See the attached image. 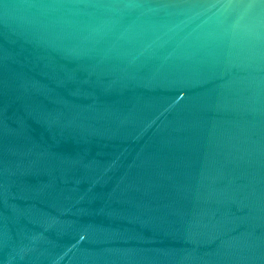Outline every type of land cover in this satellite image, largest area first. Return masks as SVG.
Returning a JSON list of instances; mask_svg holds the SVG:
<instances>
[{"label": "water", "instance_id": "1", "mask_svg": "<svg viewBox=\"0 0 264 264\" xmlns=\"http://www.w3.org/2000/svg\"><path fill=\"white\" fill-rule=\"evenodd\" d=\"M0 264H264V0H0Z\"/></svg>", "mask_w": 264, "mask_h": 264}]
</instances>
